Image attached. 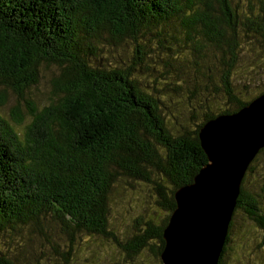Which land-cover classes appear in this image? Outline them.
Wrapping results in <instances>:
<instances>
[{"label":"trees","instance_id":"16d2710c","mask_svg":"<svg viewBox=\"0 0 264 264\" xmlns=\"http://www.w3.org/2000/svg\"><path fill=\"white\" fill-rule=\"evenodd\" d=\"M240 2L0 0V102L32 119L20 139L0 116V264H163L175 194L208 162L200 131L264 94V0ZM43 66L59 70L39 102ZM263 155L235 213L264 235V178L247 183ZM125 190L143 206L124 229ZM251 253L264 264L263 242Z\"/></svg>","mask_w":264,"mask_h":264},{"label":"water","instance_id":"95a60500","mask_svg":"<svg viewBox=\"0 0 264 264\" xmlns=\"http://www.w3.org/2000/svg\"><path fill=\"white\" fill-rule=\"evenodd\" d=\"M208 162L175 194L163 264H219L246 172L264 148V94L200 131Z\"/></svg>","mask_w":264,"mask_h":264},{"label":"rangeland","instance_id":"374dc122","mask_svg":"<svg viewBox=\"0 0 264 264\" xmlns=\"http://www.w3.org/2000/svg\"><path fill=\"white\" fill-rule=\"evenodd\" d=\"M243 2L244 0H233L234 3H238V2ZM240 2V3H241ZM133 46L131 45H124L120 46L118 45V47H116V49L113 50L112 52V58L111 60L113 61L114 58L119 55H122V59L125 61L127 59L126 55L128 54V58L131 59L132 54L134 52L133 50ZM58 68L55 66H43L41 71H42V82L41 85L38 87L37 91L33 92V96L36 97V99L40 102L44 101L45 99L43 98L44 93L47 90V87L51 88L52 84L51 82H53L54 78L57 76L58 74ZM262 73H264V71L262 70ZM264 76V74H262ZM259 81H261L263 79V77H258ZM264 80V79H263ZM6 94V102L5 103H1L0 102V116L5 119L14 129V131L16 132V134L20 137V139H22L24 137V135L27 133V126L29 125V123H31L32 119L29 117H25L22 123H16L13 119L12 116L14 114L13 109L16 106V99L17 97L15 95H13L12 93H10L9 91ZM2 93H4L1 89H0V101H1V95ZM260 162L257 164V168L256 170L250 174L249 178H248V186L250 188L255 187L257 188V186H259V183L263 184V178H264V155L260 157ZM247 174V172H246ZM246 177V176H245ZM244 177V178H245ZM244 180V179H243ZM244 184V181H242L241 186ZM246 185V183H245ZM246 188V186H245ZM248 188V191L251 189ZM127 190V189H126ZM125 192H118V195L120 197V201L117 203L116 202V206L117 208H115V213L113 216V219H115L117 217V221L120 222V224L123 226V228L125 229V227H128L132 220L138 215H140V211L141 207L143 206L140 205V203L138 204L137 201L135 200H131L129 194V191ZM132 195V194H131ZM134 195V194H133ZM264 203V202H263ZM144 206H147V204L145 203ZM236 209V208H235ZM142 212L144 214L147 213L146 208L142 209ZM233 220H235L236 223V231L237 228L242 227L244 228L243 230H241L237 235L236 238V243L233 244V250L231 252V254H227V260L225 261V264H257L256 263V257L254 259H252L251 255H252V249L253 248H257L258 244L260 242H263L264 244V235L262 233V231H260L258 228L255 227L254 223L251 222L248 217L245 215V213H243L242 211H237L235 213V210L233 212ZM246 228L248 230V233L250 235L245 236V240H242V236L244 235V232L246 234ZM249 237V238H246ZM263 246V245H262ZM243 248H245V255L246 256L248 253H250V257L246 259H244L243 256ZM247 249V251H246ZM88 253L84 252L81 253L80 259L83 260L84 256H86ZM258 257V256H257ZM119 258V257H118ZM250 259L252 260V262L250 261ZM254 260V261H253ZM120 261V259H119Z\"/></svg>","mask_w":264,"mask_h":264}]
</instances>
